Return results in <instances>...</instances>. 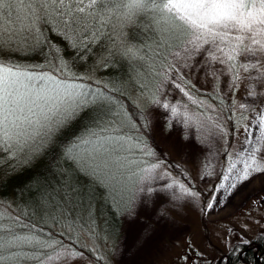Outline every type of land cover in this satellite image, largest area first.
Here are the masks:
<instances>
[{"label": "trees", "instance_id": "trees-1", "mask_svg": "<svg viewBox=\"0 0 264 264\" xmlns=\"http://www.w3.org/2000/svg\"><path fill=\"white\" fill-rule=\"evenodd\" d=\"M35 2L13 0L14 12L5 9L0 13L4 42L0 64L82 84L97 98L51 142L37 140L11 150L0 146V227L20 234L35 226L42 242L54 241L49 248L36 244L11 250L19 256H10V250L4 249L5 259L0 264H38L42 257L65 247L81 251L98 264H110L135 184L152 163L147 155L153 154L149 124L143 123L148 119L145 106L152 104L148 91L155 92L161 70L172 64L170 53L182 46L186 37L169 22L157 20L151 7L128 16L118 15L114 4L101 2L94 11L103 13L102 24L88 21L75 34L69 30L66 35L64 25L52 16H28V7ZM242 59L241 55L238 60ZM168 75L178 76L175 69ZM181 79L175 83L185 79L192 83L189 77ZM175 83L171 79L164 83L161 99L172 95ZM189 90L192 98L203 101L193 107L203 112L211 105L212 116L219 118L217 122L221 119V126L229 123L235 129L245 121V114L236 116L231 100L219 90ZM190 104L192 107V99ZM230 113H235L231 119ZM88 131L124 137L122 145L110 144L103 154L110 163L117 155L121 162L126 161L123 167L113 166L111 176L98 171L97 179L85 173L86 167H93L94 159L99 162L92 145L75 142ZM66 148L73 149L72 155H65ZM0 235L10 238L7 231ZM242 247L236 244L226 252L229 264L240 263L237 253Z\"/></svg>", "mask_w": 264, "mask_h": 264}, {"label": "snow or ice", "instance_id": "snow-or-ice-1", "mask_svg": "<svg viewBox=\"0 0 264 264\" xmlns=\"http://www.w3.org/2000/svg\"><path fill=\"white\" fill-rule=\"evenodd\" d=\"M98 2L114 4L118 15H128L145 11L149 7L154 10L156 19H163L169 22L175 29L183 33L186 37L184 51L189 55L194 51H199L205 45H214L215 52L212 53V60H219L221 64L228 67L231 74V87L236 89L237 83L241 79V71L252 72L249 80L260 79L264 85V76H257L264 73L261 59L238 60L247 53L249 57L264 58V0H36L28 7V16L35 17L42 13L44 16H52L62 23L67 32L70 30L75 34L78 27H83L88 21L100 22L103 13L94 11V6ZM19 3V0H17ZM5 9L14 12L13 0H0V13ZM4 46L2 34H0V48ZM190 46V47H189ZM207 51V49H205ZM219 53V55H216ZM127 54V53H126ZM133 56L136 53H132ZM179 64L167 63L161 70V80L155 92L148 91L147 98L152 104L162 107L166 112L173 115L177 113V108L169 102L160 98V89L169 79L173 83L180 80L181 76L169 77V73L179 68ZM175 86L192 99L191 87H195L188 80L183 83H175ZM147 91V89H146ZM260 94L255 88H250L247 92L249 97ZM143 96L144 93H141ZM97 98V94L86 86L80 84H67L56 78L52 74L43 72L32 74L24 72L16 67H9L0 64V146L12 148H23L30 143L35 144L37 140L51 142L55 135L63 129H68L72 123L84 113V110L91 102ZM223 102V101H221ZM201 105L203 101H199ZM240 109H245L246 105L241 103ZM235 113L229 114V119ZM145 126L149 120H143ZM221 132L223 127L219 124L213 125ZM245 129L244 145L231 157V163L227 173L217 178V184L212 186V195L204 204L202 210L211 213L216 207L223 206L224 192L228 196L233 195L238 188L249 181L253 176L264 174V113L260 114V119L255 124H247ZM75 142L82 145H92L93 153L98 158L92 161L91 169L85 168V173L97 177L98 171L105 177L111 176V168L123 167L126 161L121 162L119 156L111 161L103 159V154L107 152L110 144L122 145L125 139L122 135H104L95 131H88L85 135L77 136ZM73 149L66 148L65 155H72ZM147 155H152L147 152ZM159 163H154L150 167L143 169L146 179L159 168ZM107 169V171H105ZM134 175H137L134 173ZM115 178V177H113ZM201 176L200 179H205ZM194 181L189 178L184 182L173 181L165 184L164 187L172 190L170 199L181 200L183 198H196L198 191L193 187ZM146 195H151V187L140 189ZM257 204L264 205V200H258ZM157 212L161 217L167 215V210L162 206ZM129 213L134 210L129 208ZM34 227L27 233L16 234L10 229L0 227V233L8 232V237L0 235V261L5 257L2 254L4 249H8L9 255L19 256L20 253L11 251L18 246L41 244L42 247H52V243L42 242L35 234ZM42 231V230H41ZM246 239L241 238L239 244H247ZM236 249L234 248L233 251ZM83 255V253L73 252V256ZM60 253L55 256H48V260L59 258ZM199 257L204 259V254L199 253ZM185 259H188L185 257ZM43 264V262H42ZM189 264L191 261L189 260Z\"/></svg>", "mask_w": 264, "mask_h": 264}, {"label": "rangeland", "instance_id": "rangeland-1", "mask_svg": "<svg viewBox=\"0 0 264 264\" xmlns=\"http://www.w3.org/2000/svg\"><path fill=\"white\" fill-rule=\"evenodd\" d=\"M185 46L186 40L170 53L172 64L180 66L175 68L178 76L189 77L198 89L219 90L231 100L236 116L245 114V121L235 129L225 121L227 125L222 123L224 131L221 132L213 127L221 125V119L217 122L219 118L212 116L211 105L204 107L206 113L197 111L193 106L199 104L198 100L192 98L190 107V100L175 85L172 95L163 99L177 108L175 115L154 104L145 106L153 144L152 163L146 168L154 163L160 167L151 176L136 182L129 205L134 212L127 211L122 216L121 233L111 252L110 264H189V260L191 264H215L241 238L248 241L239 244L245 248L257 237L264 240V205L257 204L258 200H264V174L253 176L231 196L225 191L227 198L222 207H216L211 213L202 210L213 194L212 186L217 184V178L227 183L222 177L232 162L230 156L234 157L244 145V126L255 124L264 113V85L260 79H248L255 70L241 71V79L233 90L227 65L211 59L214 45H205L190 55L184 51ZM242 56L250 60L259 58L264 66L262 57H249L247 53ZM256 75L264 76V73ZM250 88L260 94L249 97ZM241 103L246 105L245 109L239 108ZM144 175L143 172L141 176ZM201 176L206 178L200 179ZM189 178L194 181L193 187L199 196L179 201L170 199L172 190L164 185ZM147 187L153 189L151 195L140 191ZM161 206L167 210L164 217L156 210ZM74 251L82 253L75 248H60L50 254L60 253L59 258L48 260L50 255H46L38 264H98L85 254L73 256ZM199 253L204 254V259Z\"/></svg>", "mask_w": 264, "mask_h": 264}, {"label": "flooded vegetation", "instance_id": "flooded-vegetation-1", "mask_svg": "<svg viewBox=\"0 0 264 264\" xmlns=\"http://www.w3.org/2000/svg\"><path fill=\"white\" fill-rule=\"evenodd\" d=\"M243 247L238 251L239 264H264V240H260L259 237L255 238L253 242L249 244V247ZM224 264H229V259L225 254L223 259ZM220 264L221 260L218 261Z\"/></svg>", "mask_w": 264, "mask_h": 264}]
</instances>
